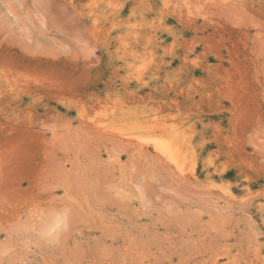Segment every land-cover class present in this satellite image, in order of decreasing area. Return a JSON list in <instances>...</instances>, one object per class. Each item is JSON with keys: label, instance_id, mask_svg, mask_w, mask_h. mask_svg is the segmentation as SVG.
<instances>
[{"label": "rangeland", "instance_id": "rangeland-1", "mask_svg": "<svg viewBox=\"0 0 264 264\" xmlns=\"http://www.w3.org/2000/svg\"><path fill=\"white\" fill-rule=\"evenodd\" d=\"M0 264H264V0H0Z\"/></svg>", "mask_w": 264, "mask_h": 264}, {"label": "bare ground", "instance_id": "bare-ground-1", "mask_svg": "<svg viewBox=\"0 0 264 264\" xmlns=\"http://www.w3.org/2000/svg\"><path fill=\"white\" fill-rule=\"evenodd\" d=\"M154 149L161 157L166 158L167 160L172 162L176 167L179 166L177 156H176V151L174 150V148L170 144H168L167 142H164V141L163 142L160 141L159 143H155Z\"/></svg>", "mask_w": 264, "mask_h": 264}]
</instances>
